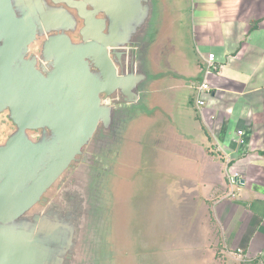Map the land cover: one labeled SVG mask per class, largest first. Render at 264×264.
I'll return each instance as SVG.
<instances>
[{
  "label": "water",
  "instance_id": "1",
  "mask_svg": "<svg viewBox=\"0 0 264 264\" xmlns=\"http://www.w3.org/2000/svg\"><path fill=\"white\" fill-rule=\"evenodd\" d=\"M162 14L160 0H0V264H116L102 162L152 110Z\"/></svg>",
  "mask_w": 264,
  "mask_h": 264
},
{
  "label": "crops",
  "instance_id": "2",
  "mask_svg": "<svg viewBox=\"0 0 264 264\" xmlns=\"http://www.w3.org/2000/svg\"><path fill=\"white\" fill-rule=\"evenodd\" d=\"M160 3L153 110L137 118L123 170L149 166L153 189L120 207V264H264V0Z\"/></svg>",
  "mask_w": 264,
  "mask_h": 264
},
{
  "label": "rangeland",
  "instance_id": "3",
  "mask_svg": "<svg viewBox=\"0 0 264 264\" xmlns=\"http://www.w3.org/2000/svg\"><path fill=\"white\" fill-rule=\"evenodd\" d=\"M151 108L152 107L150 106V109ZM160 124H165V121H163V123L160 122ZM136 125V122H133L128 127V130L124 132L122 138L124 144L120 150V153H114L110 156H106L102 162L104 193L106 199H108L109 202V212L105 224L104 235L108 228V238L112 241H115L116 238L118 239L117 234L120 233V207L125 206L124 199H127V205L132 209L139 208L141 203H143V205L148 203V194L151 193V190L153 189V177L149 166L145 168V170H147L146 172H142L141 167H137L135 172L132 170V167H129L128 169H125L126 176L123 175V170L127 165V162L125 161L127 151L128 149L130 151V148L134 149L130 143L135 142V140L132 139L131 134L135 133ZM152 130H154V126L148 128L145 134L146 140L142 150L143 155H147L149 152H151L152 144L148 138ZM129 145L131 146L129 147ZM111 172H114V174H112L110 177ZM110 214L111 219L109 221ZM130 214L132 216L131 228H135L136 214L134 212ZM111 247L115 257V263L120 264L118 245L113 243L111 244ZM129 247L134 250L135 245L132 244Z\"/></svg>",
  "mask_w": 264,
  "mask_h": 264
},
{
  "label": "built area",
  "instance_id": "4",
  "mask_svg": "<svg viewBox=\"0 0 264 264\" xmlns=\"http://www.w3.org/2000/svg\"><path fill=\"white\" fill-rule=\"evenodd\" d=\"M215 58H216V56L213 53L208 55V57H207V68L208 69H210V67H214ZM209 89H210V85L206 81L202 82L201 85L198 87L199 93H198V96H197V102H198V104L200 106L205 105V101L202 98L201 94L204 91L209 90ZM231 183L232 184H236L237 183V179H235V178L232 179L231 178Z\"/></svg>",
  "mask_w": 264,
  "mask_h": 264
}]
</instances>
